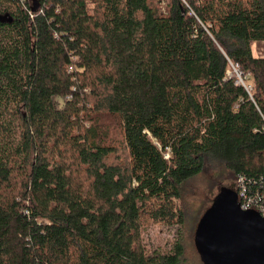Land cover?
<instances>
[{"label":"trees","instance_id":"1","mask_svg":"<svg viewBox=\"0 0 264 264\" xmlns=\"http://www.w3.org/2000/svg\"><path fill=\"white\" fill-rule=\"evenodd\" d=\"M158 5L0 0V264H181L185 182L263 189L264 0Z\"/></svg>","mask_w":264,"mask_h":264},{"label":"water","instance_id":"2","mask_svg":"<svg viewBox=\"0 0 264 264\" xmlns=\"http://www.w3.org/2000/svg\"><path fill=\"white\" fill-rule=\"evenodd\" d=\"M194 244L202 264H264V218L241 210L226 187L200 217Z\"/></svg>","mask_w":264,"mask_h":264},{"label":"rangeland","instance_id":"3","mask_svg":"<svg viewBox=\"0 0 264 264\" xmlns=\"http://www.w3.org/2000/svg\"><path fill=\"white\" fill-rule=\"evenodd\" d=\"M157 1L158 7L164 11L165 0ZM251 52L254 57L259 56L254 44ZM231 74H235L239 79V73L234 67L228 71V75ZM234 181L222 162L206 163L198 175L181 186L180 199L175 201L183 217L181 226L145 222L141 227V243L146 252L149 255L170 253L179 243L183 250L181 264H202L194 244L196 226L202 214L211 206L213 199L222 189L230 187V184L234 185Z\"/></svg>","mask_w":264,"mask_h":264},{"label":"built area","instance_id":"4","mask_svg":"<svg viewBox=\"0 0 264 264\" xmlns=\"http://www.w3.org/2000/svg\"><path fill=\"white\" fill-rule=\"evenodd\" d=\"M253 183V182H252ZM241 175L234 181L239 207L243 211H255L264 218V187L262 190L252 189L254 184Z\"/></svg>","mask_w":264,"mask_h":264},{"label":"crops","instance_id":"5","mask_svg":"<svg viewBox=\"0 0 264 264\" xmlns=\"http://www.w3.org/2000/svg\"><path fill=\"white\" fill-rule=\"evenodd\" d=\"M253 44L256 48V51L258 52V55H259L258 58H264V41L256 42ZM252 45H251V48H252Z\"/></svg>","mask_w":264,"mask_h":264},{"label":"flooded vegetation","instance_id":"6","mask_svg":"<svg viewBox=\"0 0 264 264\" xmlns=\"http://www.w3.org/2000/svg\"><path fill=\"white\" fill-rule=\"evenodd\" d=\"M228 188H230V189H234V185L232 184V186H230V187H228Z\"/></svg>","mask_w":264,"mask_h":264}]
</instances>
